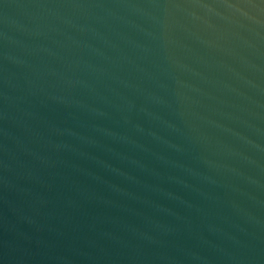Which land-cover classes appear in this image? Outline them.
<instances>
[{"label": "water", "instance_id": "obj_1", "mask_svg": "<svg viewBox=\"0 0 264 264\" xmlns=\"http://www.w3.org/2000/svg\"><path fill=\"white\" fill-rule=\"evenodd\" d=\"M0 264H264V0H0Z\"/></svg>", "mask_w": 264, "mask_h": 264}]
</instances>
